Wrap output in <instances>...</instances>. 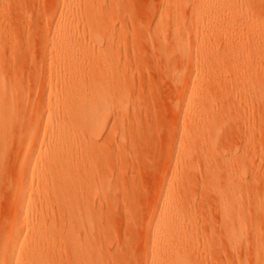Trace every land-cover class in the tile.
Listing matches in <instances>:
<instances>
[{
  "label": "rangeland",
  "instance_id": "374dc122",
  "mask_svg": "<svg viewBox=\"0 0 264 264\" xmlns=\"http://www.w3.org/2000/svg\"><path fill=\"white\" fill-rule=\"evenodd\" d=\"M2 1L4 4L0 5V67L1 70H4V75L9 76V80H13L12 82L20 87V91L23 87L22 92L24 93L20 92L17 95L21 99L17 98L22 100L18 103L20 119L26 117L34 119L32 116L35 115V112L32 113V107L41 101L45 90H49L51 87L48 77L51 74L52 60L55 65L54 73L57 71L52 79L59 81V85L53 87L66 85L70 79L78 78L81 82L75 88V94L69 96L68 92H60L59 100L53 99L52 102L45 100L44 103L39 104L45 110L44 122L53 119L52 114H55V111L61 106H58L60 103L67 100L72 103L76 95L84 96L85 100H89L101 88L107 96L98 116L103 119L102 124L105 123V130L98 135L99 150L107 149L106 153L101 151L104 153L103 155L100 153L95 156L91 155V157L84 155L79 165L74 166L75 169L70 167L67 171L58 170L60 172L59 179L66 186H95L96 183V186H105V190L109 188L112 191V196L115 193L112 198L118 199L116 201L111 199L108 205L103 206L104 218L107 221H105V225H107L104 226L106 229L104 230L105 248L107 247L105 249L107 251L103 253L104 263L143 264L145 256L144 229H146L148 213L150 214L159 195L161 181L167 174L173 179H177L180 174L179 179L185 176V183L175 195L186 201L187 209L193 218L194 226L191 229L195 230L196 235L198 234V236L195 235L196 242L191 255L195 254L199 264H240L239 258L236 257L237 261L234 259L232 253H229L230 249L226 247L228 245L225 246V240H222L223 238L221 239L220 236L223 234L222 222H220V205L212 191L214 186L209 187L211 181L208 182L218 167L207 165L204 158L194 153L187 168L181 166V172L174 177L171 176L170 163L173 153L176 152L173 134L177 131V128L175 129L176 108L174 103L177 92L173 87L177 82V71L184 66L182 65L180 46L185 42L186 44L190 42L191 52L196 57L198 52L202 51L201 36L204 27L217 25L226 28V31L220 36L212 34L210 41L215 43L213 50L219 46L220 49L226 47L228 39H226L225 32L238 35V37L242 36L245 44L251 41V35L246 27L251 25V22L247 18L252 13H261L258 0L241 1L234 18L229 13L231 10L216 9L211 20L199 15L198 0H87V4L82 7L83 11H80L79 26L71 33L69 44H64L62 47L53 45L54 38L61 33L53 25H57L60 19V8L56 13L57 6L54 0ZM161 12H163L162 16ZM161 18L164 22L169 20L177 24L173 28L158 27L157 23ZM186 29L191 33L189 40H185V37L181 36L182 31ZM213 44L209 47H212ZM61 49L68 51L70 59L77 65L76 75L67 76L65 69L59 65L57 52ZM109 69L118 70L119 77L109 79L105 75L103 76V73ZM194 69V76L199 78L196 67ZM98 74L101 77L97 76L96 78ZM60 82L62 83L60 84ZM99 83L101 86H97ZM214 83L218 84L217 81L211 84L214 85ZM213 85L211 88L213 90L216 88V92H213L216 94L219 84L215 85V88ZM64 96L65 98L62 99ZM95 103L97 104H94V107L98 108L99 102ZM22 107L24 109H21ZM67 111L62 112L67 120L77 117L76 110ZM98 117L80 120L83 138H89L97 128L94 123ZM253 121H251V126L254 125ZM255 124L256 128L249 126L253 130L252 137L254 138H252L249 151H247L249 168L243 175L251 186L245 187L248 188V191L246 190L247 193L244 194L245 202L251 209V212L248 209L251 214L248 213L247 216V219L249 217L247 238L248 241L250 240V248L248 247L249 250L246 252L248 260L245 259L246 257L244 258V262L248 261L249 264L254 263L255 256L251 253L255 251L253 247L255 234H252L255 232L254 225L256 224L254 223L258 222V227L264 228V211L252 207L257 202L258 198L256 201L254 200L256 197L261 195L262 197H259L264 198V184L260 183L262 180L264 181L262 179L264 176V154L261 152H264V142H259L260 139L264 140V128L258 121ZM234 126L235 129L232 130ZM239 126L234 122V125L229 129L227 128L229 126L226 127L227 132L226 129L223 131L225 133H223L220 142L221 145L223 144V150L231 151L234 147L237 148V145L238 147L245 145L242 140L243 130ZM247 127L244 129L248 130ZM25 131L26 126L13 129V133L18 134ZM256 138L259 140L257 141ZM124 142L126 143L123 144ZM253 143H256V148ZM42 149L46 150V144ZM237 149L239 150V148ZM241 152L242 150H239L231 159L235 161L244 158ZM68 155L67 158L71 160L72 153H68ZM45 159L46 157L43 158V160ZM73 170L80 172L82 177L81 182L76 181L77 184L75 177L78 173L75 174ZM184 171L185 173H183ZM42 178L43 176L36 179L35 184L43 186L45 182ZM107 186L109 187L106 188ZM116 188L117 190H114ZM2 191L7 190L2 189ZM9 194L0 200V207L2 206L0 212L6 211L3 214V219L6 222H2L3 224L0 225V235H2L3 241L9 237L7 229L12 218L7 204H4L9 198ZM4 195L6 196L5 192ZM3 206H6V210ZM59 209L51 207L46 214H49V216L47 215L49 220L52 219L50 222L54 223H51L52 233L56 236L60 235L61 238L68 234L69 221L65 218L66 215L62 208ZM9 213L10 218L7 217ZM5 216L6 218H4ZM28 231L31 235L26 237ZM31 236L32 228L29 230L24 228L18 241V245L21 246L24 253L30 248ZM211 239L213 240L211 241ZM249 243L246 245L249 246ZM210 244H212L213 250ZM44 245L49 247L50 256L52 255L54 258L55 242L53 238H46ZM199 256H201V260ZM59 257H56L57 261L64 257L60 264H69L65 260V257L68 259L65 251L62 253V258L59 259ZM15 264L22 263L15 262Z\"/></svg>",
  "mask_w": 264,
  "mask_h": 264
},
{
  "label": "bare ground",
  "instance_id": "6f19581e",
  "mask_svg": "<svg viewBox=\"0 0 264 264\" xmlns=\"http://www.w3.org/2000/svg\"><path fill=\"white\" fill-rule=\"evenodd\" d=\"M54 1L57 6L56 13L59 12L58 9L60 8V19L57 25H53L61 33L54 38L53 45L62 47L64 44H69L71 33L79 26L80 11H83L82 7L87 4V0L84 4V0ZM241 1L243 2V0H198L197 6L200 8L198 13L203 18L211 20L216 9L226 8L231 10L229 13L234 18ZM246 1L250 2L251 0ZM258 3L261 7V13H252L247 18L251 22V25L246 26L251 35L249 43L245 44L242 36L238 37V35L225 32L228 44L222 49L217 45L219 47L213 50L215 43L210 41L212 34L220 36L226 31V28L209 25V27L211 26L210 29L209 27L202 29V51L198 52L196 57L191 52L190 42L182 44L180 51L184 66L177 71V82L173 87L177 92V97L175 94L174 98L176 108L175 129L177 128V131L175 130L176 132L173 134L176 152L173 153L170 163L171 176L174 177L179 174L181 166L187 168L194 153L204 158L207 165L218 167L213 176H210L212 177L211 180H209L210 177L208 178V182L211 181L209 187L214 186L212 191H214L215 199L220 205L223 237L220 236L227 243L225 246L228 245L226 247L231 251L228 252L232 253L234 259L236 261L237 258L240 259H238L240 264H249L248 261L244 262V258L246 257L245 259L248 260L246 252L250 248V240L248 241L247 238L249 235V217L247 219V216L251 209L245 202L244 194L248 189L245 187L250 185L243 176L249 168L247 151H249L250 143L254 138L252 137L253 130L249 126L253 128L258 121L260 126L264 128V0H258ZM2 4L4 3L0 0V5ZM162 15L163 12H161ZM176 24V22L169 20L164 22L161 18L157 26L173 28ZM181 36L185 37V40H189L191 33L186 29L182 31ZM210 42L213 44L212 47H209ZM57 59L59 65L65 69L67 76L77 74L78 67L70 59L68 51L59 50ZM194 67L199 73V78L194 76ZM50 68L51 74L48 80H50L51 87L49 90H45L41 101L34 106L32 105V110L30 109L33 111L32 113L35 112V115L32 116L34 119L25 115V119H20L21 113L18 115V103L21 97L17 95L22 92L23 87L20 91V87L16 83L14 84L13 80L10 81L9 76L4 75V70H1L0 67V200L6 198L10 193L4 204H7L6 206L12 215L7 229L9 237L3 241V237L0 235V264H15V262L22 264H60L64 258H62L64 251L68 257V259L65 257V260L69 264H105L103 253L107 251L105 250L107 247L105 248L104 230L106 229L104 226L107 224L105 225L103 206L108 205L111 199L115 200L112 198L115 193L112 196L109 186L106 187L108 190H105V186H96V183L95 186H66L61 183L58 170L67 171L70 167L74 168L75 165H79L84 155L91 157V155L106 153L107 149L99 150L98 135L105 130V123L102 124L103 119L98 116L107 96L101 88L89 100H85L84 96L76 95L72 103L70 100L60 103L58 106H61L55 111V114H52L53 119L44 122L45 110L39 104L44 103L45 100L48 102H52L53 99L59 100L58 94L60 92H68L69 96L75 94V88L81 82L78 78L70 79L68 84L55 88L53 86L59 85V81L52 79L57 73V71L54 73L53 60ZM104 75L109 79L119 77V71L109 69L103 73ZM97 76L101 77L100 74L96 75V78ZM212 81H217L219 84L217 88L219 90L216 94L213 92H216L215 85L218 86V84L214 83L213 85L211 84ZM212 85L215 90L211 88ZM95 102H99L98 108L94 107V104H97ZM23 107L21 109H24ZM47 107L49 108L50 105L48 104ZM71 109L77 111V117L67 120L62 112ZM96 117L98 118L94 126L97 128L89 138H83L80 120ZM233 121L239 124L243 130L242 140L245 144L243 147L240 143V147L237 145V148L242 150L241 153L244 158L235 161L231 158L239 150L232 147L233 150L227 151L225 149V151L222 149L223 144H220L221 137L225 133L223 131L227 126H229L228 129L233 126ZM251 121L254 123L252 126ZM23 126H26L25 132L13 133L14 128H22ZM235 126L237 127V125ZM235 126L232 130L235 129ZM244 127H247L248 130ZM259 142L263 143L264 140L261 141L260 139ZM44 144H46L45 151L42 149ZM255 144L253 143L254 146ZM261 152L264 154L263 151ZM68 153H72L73 158L71 160L67 158L69 157ZM44 157H46L45 160H43ZM75 174V183L77 184L76 181L81 182L82 177L80 172H75ZM86 174L89 175L87 172ZM167 175L162 179L157 200H155L150 214L148 213L146 229L143 228L145 231L143 264H199L195 254L194 256L191 255L196 242L195 230L191 229L194 226L192 215L187 209L186 201L175 195L177 190L184 186L185 176L179 179L181 176L179 174L177 179H173ZM42 176L45 184L43 186L41 184L36 185L35 180ZM260 183L264 184V181L262 180ZM2 189L8 191H4L6 196ZM259 196L254 199L256 201L258 198L255 205L251 206L254 209L264 211V198ZM116 200L118 199L116 198ZM6 206H3L4 209ZM51 207L62 208L65 213V218L69 221L66 237L60 238V235L56 236L52 233L51 223L53 221L50 222L52 219L49 220V214H46ZM4 209L1 210L4 211ZM4 213L0 212V220L3 219ZM10 213L7 217L10 216ZM3 220L0 221V225L6 222ZM254 224L255 232L252 234H255L253 237L255 238L253 244L255 254L251 252L255 255L253 264H264V228H259L258 222ZM24 228L27 230L32 228L31 245L25 253L18 245ZM29 234L28 231L26 237ZM48 237H52L55 242L54 258L52 255L50 256L49 247L44 245V241ZM215 240H217L216 237ZM248 243L249 246H247ZM210 245L212 249V244ZM206 252L208 253V251ZM57 255L60 256L59 259L62 258L60 261H57ZM196 255L198 256V254ZM202 259L204 261L203 256Z\"/></svg>",
  "mask_w": 264,
  "mask_h": 264
}]
</instances>
